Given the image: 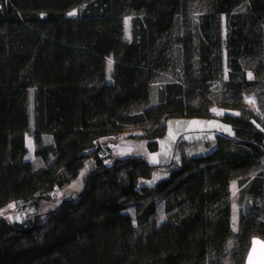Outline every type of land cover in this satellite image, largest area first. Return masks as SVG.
<instances>
[{"label": "trees", "instance_id": "16d2710c", "mask_svg": "<svg viewBox=\"0 0 264 264\" xmlns=\"http://www.w3.org/2000/svg\"><path fill=\"white\" fill-rule=\"evenodd\" d=\"M193 1L0 0V210L36 211L26 222L0 216V264H222L235 179L249 209L240 208L233 262L264 239V0H210L191 19ZM247 59L261 61L254 78ZM170 70L176 79L155 104L132 112ZM225 72L226 108L239 114L220 117L234 134L217 133L210 153L158 165L113 154L130 129L157 152L169 119L212 118ZM255 90L259 114L242 107ZM28 134L42 167L26 160ZM86 165L81 190L67 189ZM56 188L62 196L42 212Z\"/></svg>", "mask_w": 264, "mask_h": 264}, {"label": "rangeland", "instance_id": "374dc122", "mask_svg": "<svg viewBox=\"0 0 264 264\" xmlns=\"http://www.w3.org/2000/svg\"><path fill=\"white\" fill-rule=\"evenodd\" d=\"M210 3H211L210 0H194L188 12L189 18L192 19L193 17L197 15L206 13L209 9ZM76 13H77L76 11H72L69 14V16H72V17L76 16ZM131 18H132V14L126 17L125 19V24H126V29H127L125 37L127 41L131 40ZM223 32H225V30H223ZM177 55H178V51L177 49H175L173 53V57L176 60L178 59ZM260 62H256L252 59L243 60L244 67L250 78H254L256 76ZM263 63H264V59H263ZM111 68H112V61L109 62L108 71H111ZM175 79H176L175 71L170 70V72L160 75L154 83L155 86L153 89L151 101H149L145 105H141V106L134 108L132 112L134 113L141 112L145 110L146 108L154 105L156 102L158 87L162 86L163 84L173 82ZM225 81H226V72L221 82L214 89V95H216V99L214 98V100L212 101V111L213 112L226 111L227 113H230L233 111L230 109L227 110L226 108L230 106L231 99L228 98L225 93H223ZM253 97H257V94L256 96L247 95L245 103L248 105L252 104ZM33 106H34L33 105V95L31 94L30 100H29L31 129L33 128L32 126ZM242 107L244 108L243 102H242ZM254 113L259 114V112H254ZM217 128H218V123L215 120L210 119V118L202 119V118H183L181 117V118L169 119L167 121L166 132L162 138V143L164 144L163 149H162V154H161L162 164H168L169 162L173 160L176 162H181L184 156H190L196 152L199 155H205V154L210 153L216 147L217 139H216V136H215L216 134L214 133V130H216ZM141 132L144 133L143 130L139 128L130 129L125 132V135L122 138L124 139L130 138V137L138 138L136 137V135ZM27 139H28V154L26 156V160L33 161L36 167H42L44 165L42 160L35 157L37 146L35 144L33 136L31 134H28ZM109 141H111V139H109ZM114 141H116V139H114ZM52 143L53 141L51 137L46 136L44 138V142H43L44 146L50 145ZM135 147L137 148V152L135 156L143 157L144 155H142V152L143 150L146 149L145 145L141 144V141H140V143L135 144ZM191 148H192V151L190 150ZM164 150L165 151L169 150V154L165 155ZM88 167L89 166L86 165V167L81 171L79 178L73 181L67 189H69L70 191H77V192L81 190V187L79 186V184H80L82 177L87 172ZM69 190H66L68 191L67 193H69ZM52 198L54 199L51 200L49 205L46 208H44L42 212L52 209L54 207L56 199H58V196H55ZM231 198L233 199L232 203L238 209L239 212H240V208L242 209L244 213L248 212L249 208H248L247 202H244V203L239 202V193L236 194L234 191V195H232ZM11 211H12V208L9 207V209H6L0 212V216L5 215ZM127 212L131 214L133 217L135 216V210L133 208H129ZM34 213H36L35 207H33L32 205H28L25 208H23V212L21 215H16V214L12 215L13 221L26 222L29 219V217L34 215ZM164 219L165 218H164L163 206L160 205L159 213L154 218L155 225L159 226ZM238 228H239V224L237 228H234L233 235L227 242V246H226L227 255L222 260V264H235L233 260L231 259V254L234 251L235 246H236L235 240H236V236L238 233Z\"/></svg>", "mask_w": 264, "mask_h": 264}, {"label": "crops", "instance_id": "0c3cea01", "mask_svg": "<svg viewBox=\"0 0 264 264\" xmlns=\"http://www.w3.org/2000/svg\"><path fill=\"white\" fill-rule=\"evenodd\" d=\"M126 24H125V35H126ZM263 79H264V76H263ZM258 93V90H255V91H252L250 92L249 94L247 95H253V96H256V94ZM247 95H245L244 99H243V106L244 108L246 109H250L252 110L253 112H259V109H258V104H257V100H256V97H253V103L252 104H246L245 101H246V98H247ZM211 113L213 115L212 118L210 119H213L215 120L217 123H218V128L216 130H214V133L217 134V133H226V134H230V135H233L234 134V131L232 129V127L228 124H225L223 123L221 120H220V117L224 114H226L227 112L226 111H222V112H213L211 110ZM230 114H233V115H238L239 112L238 111H232L230 112ZM209 119V118H208ZM125 135V133L117 136L115 139L116 141H113L111 143V147H112V152L115 156H135L136 152H137V148L135 147V144L137 143H140L141 141V144L145 145V150H143L142 152V155H144L143 157L146 158L149 162H151L153 165H158L161 162V154H162V149H163V146L164 144L161 142L159 147H160V150L157 151V152H151L150 150H148L147 148V143H146V140L145 139H142L140 138V136L143 135V133H139L136 135V137L138 138H135V137H130V138H127V139H124L122 138L123 136ZM216 136V135H215ZM26 147H27V150H28V139H27V136H26ZM192 151V148L190 149ZM164 154L167 155L169 154V150L168 151H165L164 150ZM190 155V154H188ZM260 170H261V166H260ZM259 171V169H254L251 174H256L257 172ZM79 186L81 187V184H79ZM235 186V187H234ZM230 188H231V193L232 195H234V191L235 193H239V185H238V180H232L231 181V184H230ZM231 195V197H232ZM232 198H231V204H232V216H231V222H232V228H233V231H234V228H237L238 224H239V217L238 215H240V212L238 211V209L234 206V204L232 203ZM15 202H11L9 203L8 205H6L3 209L0 210V212H2L3 210H6V209H9L12 208L14 206ZM238 214V215H237ZM6 215V214H5ZM4 216V215H2Z\"/></svg>", "mask_w": 264, "mask_h": 264}, {"label": "water", "instance_id": "95a60500", "mask_svg": "<svg viewBox=\"0 0 264 264\" xmlns=\"http://www.w3.org/2000/svg\"><path fill=\"white\" fill-rule=\"evenodd\" d=\"M245 264H264V239L255 236L247 253Z\"/></svg>", "mask_w": 264, "mask_h": 264}, {"label": "built area", "instance_id": "2783aa9c", "mask_svg": "<svg viewBox=\"0 0 264 264\" xmlns=\"http://www.w3.org/2000/svg\"><path fill=\"white\" fill-rule=\"evenodd\" d=\"M261 170H264V159H263V161L261 163ZM51 195H52V197L58 196V198H60L62 196V193H61V190L59 188H56ZM13 212H15V213H13ZM22 212H23L22 209L19 206H17L16 204H14V206L12 207V211L8 212L4 216L9 218L11 221H13V216L12 215L13 214L21 215Z\"/></svg>", "mask_w": 264, "mask_h": 264}]
</instances>
